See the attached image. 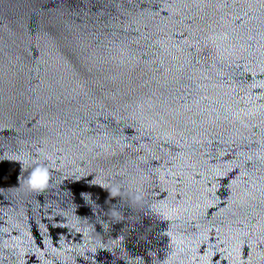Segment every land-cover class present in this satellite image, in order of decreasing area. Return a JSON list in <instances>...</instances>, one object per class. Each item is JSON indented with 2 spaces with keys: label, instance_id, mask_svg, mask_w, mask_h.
Returning <instances> with one entry per match:
<instances>
[{
  "label": "water",
  "instance_id": "95a60500",
  "mask_svg": "<svg viewBox=\"0 0 264 264\" xmlns=\"http://www.w3.org/2000/svg\"><path fill=\"white\" fill-rule=\"evenodd\" d=\"M0 264H264V0H0Z\"/></svg>",
  "mask_w": 264,
  "mask_h": 264
},
{
  "label": "clouds",
  "instance_id": "9594fccd",
  "mask_svg": "<svg viewBox=\"0 0 264 264\" xmlns=\"http://www.w3.org/2000/svg\"><path fill=\"white\" fill-rule=\"evenodd\" d=\"M49 172L46 167H35L27 180L29 187L33 190H41L47 186Z\"/></svg>",
  "mask_w": 264,
  "mask_h": 264
}]
</instances>
